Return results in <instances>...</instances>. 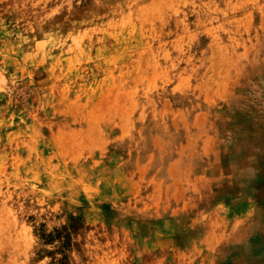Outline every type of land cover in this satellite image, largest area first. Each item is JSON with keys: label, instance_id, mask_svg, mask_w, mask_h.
<instances>
[{"label": "rangeland", "instance_id": "374dc122", "mask_svg": "<svg viewBox=\"0 0 264 264\" xmlns=\"http://www.w3.org/2000/svg\"><path fill=\"white\" fill-rule=\"evenodd\" d=\"M206 224L157 264H264V0H0V264H151Z\"/></svg>", "mask_w": 264, "mask_h": 264}, {"label": "crops", "instance_id": "0c3cea01", "mask_svg": "<svg viewBox=\"0 0 264 264\" xmlns=\"http://www.w3.org/2000/svg\"><path fill=\"white\" fill-rule=\"evenodd\" d=\"M165 180H166V188H167L166 197L169 200H171L173 203H179L180 204L181 201H186L187 199H190V197H191L190 194L186 196V189H185L186 183L184 180H180L177 176L175 178H172L170 175H167ZM187 194H188V192H187ZM160 198H162V196H159V199ZM183 207H185V206H183ZM218 208L219 207L215 206L213 209H211L209 211V213L207 212L206 215L210 214L211 212H213L214 215H215V213H221L219 210H216ZM220 216H222V215H220ZM205 226L207 227V229L200 231V234H201L200 237L197 239L192 238L190 241H188L187 245H185V244L184 245H178L176 242H173V240H170V238H168L169 237L168 234L163 233L162 237L159 236V233H158V235H154L155 238L151 241V245H152V249L157 251V253L153 254V256L151 257L152 258L151 264H157L158 263V254L160 252V247H161L162 241L167 242L169 244L168 246H172V245H170V242H171V243H173L174 246H176L180 249H183L184 248L183 246H186V250H187V252L190 253V255L194 253V250H196L194 248H197V246L204 247V248H206V247L207 248H214V247H218L219 245L223 244L222 242L224 240L222 238L220 240H218V236H216V235H219L223 229L222 228H214L215 226H210L209 224H206ZM176 247H174V248L176 249ZM170 249H172V248L170 247ZM104 261L106 264L109 261V259H107V257H105Z\"/></svg>", "mask_w": 264, "mask_h": 264}]
</instances>
